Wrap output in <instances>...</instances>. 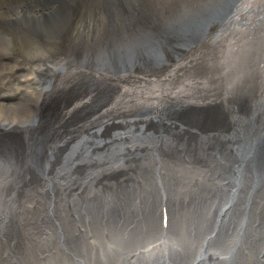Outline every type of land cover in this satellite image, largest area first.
<instances>
[{"label": "bare ground", "instance_id": "obj_1", "mask_svg": "<svg viewBox=\"0 0 264 264\" xmlns=\"http://www.w3.org/2000/svg\"><path fill=\"white\" fill-rule=\"evenodd\" d=\"M86 1L0 0V264H264V0Z\"/></svg>", "mask_w": 264, "mask_h": 264}, {"label": "rangeland", "instance_id": "obj_2", "mask_svg": "<svg viewBox=\"0 0 264 264\" xmlns=\"http://www.w3.org/2000/svg\"><path fill=\"white\" fill-rule=\"evenodd\" d=\"M81 5L82 6H81L79 13H78V23H79V26L81 28H87V26H90L93 23L92 18L95 16L96 13H97V21L98 22L103 23V24L106 22V15L107 14L105 12L103 13V9L101 10L100 3L97 5V10H93L92 1H90V0L83 2ZM21 33H23L21 38H18L15 35L11 39L12 42L15 44V43L19 42L20 40H25L26 47L28 48L27 52H25V53L28 56L40 55L42 53V47L40 46V43L35 42V40H33L32 37H28L23 31H20L19 34H21ZM22 44L23 43H21V46H22ZM2 62H3V64H6V63H8V60H3ZM10 63H12V62H10ZM20 72H22V71H20ZM12 75H16V74H12ZM10 77L11 78H8L6 80V82H8V86L7 85L5 86L6 90L4 89V85L2 84V88H0V95H4V96L6 95L8 97L9 95H12L14 93L13 91L16 90L17 88L18 89H24L23 85H21V82L19 85L11 84L9 81H11L13 77L12 76H10ZM15 78H16V76H15Z\"/></svg>", "mask_w": 264, "mask_h": 264}, {"label": "water", "instance_id": "obj_3", "mask_svg": "<svg viewBox=\"0 0 264 264\" xmlns=\"http://www.w3.org/2000/svg\"><path fill=\"white\" fill-rule=\"evenodd\" d=\"M224 8H227L226 6L224 7ZM224 8L220 11V14L219 15H217L219 18H221L222 19V21H223V19L225 20V16L224 15H227L226 16V18L228 17V16H230V15H232L233 13H232V11L235 9L234 8V6L231 4L229 7H228V9L226 10V11H224ZM224 16V17H223ZM217 19V18H216ZM39 132V131H38ZM40 134V133H39ZM29 136V135H28ZM37 134H33V135H31V137H30V140H31V144L33 143V142H35V144H37V143H39L37 140ZM36 140V141H35ZM28 143V142H27ZM26 146H27V144H26ZM12 147V146H11ZM18 147H19V145H18ZM20 149V148H19ZM247 149H248V147H247ZM261 156H263V158H264V152L261 154Z\"/></svg>", "mask_w": 264, "mask_h": 264}]
</instances>
